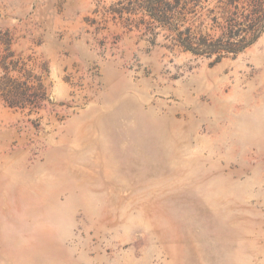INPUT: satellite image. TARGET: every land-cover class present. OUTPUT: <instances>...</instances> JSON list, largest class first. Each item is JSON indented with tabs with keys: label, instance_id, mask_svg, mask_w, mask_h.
<instances>
[{
	"label": "rangeland",
	"instance_id": "374dc122",
	"mask_svg": "<svg viewBox=\"0 0 264 264\" xmlns=\"http://www.w3.org/2000/svg\"><path fill=\"white\" fill-rule=\"evenodd\" d=\"M134 1L0 0V264H264V32L211 65Z\"/></svg>",
	"mask_w": 264,
	"mask_h": 264
},
{
	"label": "trees",
	"instance_id": "16d2710c",
	"mask_svg": "<svg viewBox=\"0 0 264 264\" xmlns=\"http://www.w3.org/2000/svg\"><path fill=\"white\" fill-rule=\"evenodd\" d=\"M207 0H135L133 9L149 17L168 48H177L192 56L212 59L211 65L231 56L235 58L253 45L264 32V0H212V7L203 5ZM133 10V11H132ZM154 40H152V43ZM0 101L10 108L26 101L21 90L24 82L9 76L17 71L1 63Z\"/></svg>",
	"mask_w": 264,
	"mask_h": 264
}]
</instances>
